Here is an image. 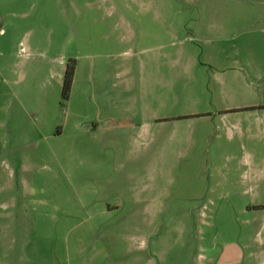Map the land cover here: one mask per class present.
<instances>
[{
  "label": "rangeland",
  "instance_id": "rangeland-1",
  "mask_svg": "<svg viewBox=\"0 0 264 264\" xmlns=\"http://www.w3.org/2000/svg\"><path fill=\"white\" fill-rule=\"evenodd\" d=\"M0 264H264V0H0Z\"/></svg>",
  "mask_w": 264,
  "mask_h": 264
},
{
  "label": "trees",
  "instance_id": "trees-1",
  "mask_svg": "<svg viewBox=\"0 0 264 264\" xmlns=\"http://www.w3.org/2000/svg\"><path fill=\"white\" fill-rule=\"evenodd\" d=\"M75 74V61L72 60L69 62L65 74H64V82H63V97L64 99H68L70 96L73 79Z\"/></svg>",
  "mask_w": 264,
  "mask_h": 264
},
{
  "label": "crops",
  "instance_id": "crops-1",
  "mask_svg": "<svg viewBox=\"0 0 264 264\" xmlns=\"http://www.w3.org/2000/svg\"><path fill=\"white\" fill-rule=\"evenodd\" d=\"M262 107V106H261ZM188 117V116H187Z\"/></svg>",
  "mask_w": 264,
  "mask_h": 264
}]
</instances>
